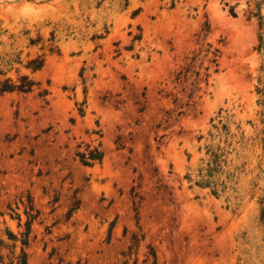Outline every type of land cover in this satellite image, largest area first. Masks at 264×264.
Wrapping results in <instances>:
<instances>
[{
  "label": "rangeland",
  "instance_id": "rangeland-1",
  "mask_svg": "<svg viewBox=\"0 0 264 264\" xmlns=\"http://www.w3.org/2000/svg\"><path fill=\"white\" fill-rule=\"evenodd\" d=\"M260 32L254 0H0L3 77L38 83L0 95V227L30 194L29 264H264ZM212 150L219 195L194 184Z\"/></svg>",
  "mask_w": 264,
  "mask_h": 264
},
{
  "label": "trees",
  "instance_id": "trees-1",
  "mask_svg": "<svg viewBox=\"0 0 264 264\" xmlns=\"http://www.w3.org/2000/svg\"><path fill=\"white\" fill-rule=\"evenodd\" d=\"M254 7L255 16L261 31L257 47L258 53L262 58L258 76V92L260 94V113L264 119V0H254ZM18 63H21V61H18ZM42 63V60H31L27 67L38 69L42 66ZM13 65L14 60H6L0 67V76H2L0 78V95L9 92L29 93L38 84L30 75L19 73L17 69L16 78L3 77L6 75L5 70H12L14 68ZM80 112L82 113L83 109L80 108ZM209 154L211 156L210 162L207 163L205 170L199 172L197 179H192L190 173L186 175V178L189 181L194 180L195 185L203 188L208 187L212 193L219 195L216 188L218 181H215V176L223 171L221 165L222 156L218 153V150L209 151ZM75 155L84 165L91 167L102 162L104 152L100 143H79ZM15 205V207L11 204L8 205L10 211L8 216L10 220L16 222L17 230H13L8 225H5L4 229L0 227V264H29L28 247L31 240L32 227L40 212L30 194L26 198H23V196L19 197ZM123 256L125 257L123 264H129L127 254ZM154 264H157L155 253Z\"/></svg>",
  "mask_w": 264,
  "mask_h": 264
}]
</instances>
